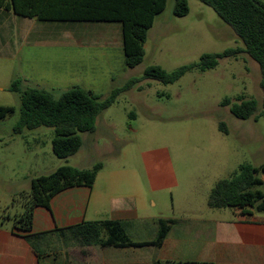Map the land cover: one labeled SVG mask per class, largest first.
<instances>
[{
    "label": "rangeland",
    "instance_id": "374dc122",
    "mask_svg": "<svg viewBox=\"0 0 264 264\" xmlns=\"http://www.w3.org/2000/svg\"><path fill=\"white\" fill-rule=\"evenodd\" d=\"M186 1L188 14L177 17L176 0H167L165 10L155 17L147 33L143 61L134 68L124 63L119 22L39 23L11 13V30L24 22L27 28L29 24L60 26L64 34L38 35L33 27L20 50L8 48L11 54L0 55V105L15 108L12 115L0 120V159L5 163L17 156L24 172L57 164L75 167L94 160L105 170L135 169L143 179L144 161L165 155L170 167L162 168V173L170 169L176 185L147 195V213L153 221L178 216L192 206L209 208L207 199L214 185L233 177L242 165H252L264 177L261 71L247 54L220 59L216 67L206 71L195 67L173 84L140 81L98 116L94 132L80 133L83 146L68 159L53 154V128L24 129L18 134L14 131L20 117L21 93L28 88L44 89L59 98L79 86L106 99L128 80L142 77L149 67L158 66L172 73L199 64L205 54L244 48L234 30L211 7L199 0ZM65 29L73 30V36L66 35ZM15 80L21 81L20 92L10 90ZM238 98L257 101L256 121L253 117L238 119L231 113V106L222 105L225 99L234 103ZM4 163L0 164V173ZM7 194L0 184V199ZM8 201L7 205L0 204V215L13 219L24 206L22 201ZM207 213L205 216L212 214V218L232 217L230 209H209ZM153 221L128 224L126 232L135 241L153 239ZM73 242L68 236L56 234L45 250L46 256H51L49 263L78 264L73 256L89 249ZM44 249L41 247L42 253Z\"/></svg>",
    "mask_w": 264,
    "mask_h": 264
},
{
    "label": "trees",
    "instance_id": "16d2710c",
    "mask_svg": "<svg viewBox=\"0 0 264 264\" xmlns=\"http://www.w3.org/2000/svg\"><path fill=\"white\" fill-rule=\"evenodd\" d=\"M211 7L228 24L244 43V48L229 49L223 53L205 54L199 64L183 66L167 73L158 66L149 67L140 78L128 80L122 87L114 89L106 99L92 91L75 86L56 98L51 92L28 88L21 93L20 117L15 133L39 127L54 129L52 151L58 159H68L83 146L80 133L94 132L96 120L123 92L144 79L163 84L177 82L187 71L197 67L201 71L212 69L218 60L247 54L258 63L261 71L260 88L263 92L264 112V2L261 0H199ZM167 0H0V9L11 11L23 18L40 22H119L121 24L124 63L128 68L141 64L148 31L155 17L166 8ZM189 9L186 0H176L174 15L184 17ZM20 80L10 88L20 92ZM223 106H231V113L238 119L256 121L258 103L255 100L238 98L231 103L225 99ZM15 108L0 105V120L12 115ZM222 127V126H221ZM102 163L90 169H78L68 165L56 168L49 174L32 178L28 192H20L13 200L22 201L24 210L14 217L15 229L26 232L25 240L31 245L39 260L46 257L50 237L56 234L68 236L77 247L99 245L101 247H160L175 223L172 219H159L158 232L152 241H133L126 232L125 224L117 221H85L53 232L31 234L36 208H50L52 198L74 187L91 188ZM252 165H242L239 172L229 179L218 181L208 195V206L213 209L252 208L264 214V177ZM7 217V216H6ZM54 235V236H53ZM41 247L45 248L42 253ZM161 264V263H156Z\"/></svg>",
    "mask_w": 264,
    "mask_h": 264
},
{
    "label": "crops",
    "instance_id": "0c3cea01",
    "mask_svg": "<svg viewBox=\"0 0 264 264\" xmlns=\"http://www.w3.org/2000/svg\"><path fill=\"white\" fill-rule=\"evenodd\" d=\"M11 13L13 12L0 9V55L11 54V51L6 50L8 48L12 51L20 50L26 35L33 33V27L38 35L52 32L61 36L64 34L60 26L45 28L40 24H29L27 28L24 22L11 30L10 21L14 14ZM65 30L66 35L73 36V30ZM17 39L22 41L18 43ZM118 46H121L120 42ZM19 162L17 156L5 163L0 159V164L4 163L0 184L4 187V193L8 192L0 199V204L7 205L8 200H14L20 192H28L32 178L49 174L63 166L57 164L49 169L24 172ZM96 163L91 160L85 164H77L75 168L90 169ZM164 167H170L165 155L156 160L146 159V174L141 179L135 169L105 170L103 166L91 188L82 186L65 190L52 198L49 209L36 208L30 233L53 232L85 221H117L125 226L153 221L152 215L147 213V195L176 185L170 169L167 173H162ZM151 203L156 206L155 202ZM209 209L213 208L192 206L182 210L178 216L162 217L153 221V225H156L155 237L136 242L154 240L159 219L175 220L160 247L88 246V251H82L80 256H73V260L78 264H264V214L257 213L252 208L228 207L224 209H230L232 217L219 219L216 216L212 218V214L205 216ZM11 220V225L5 223ZM25 234L27 233L15 229L14 218L0 215V264H50L51 256L39 260L25 240ZM50 238L48 243L52 242V237Z\"/></svg>",
    "mask_w": 264,
    "mask_h": 264
}]
</instances>
